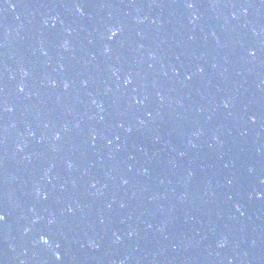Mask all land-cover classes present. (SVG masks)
I'll list each match as a JSON object with an SVG mask.
<instances>
[{
  "label": "water",
  "instance_id": "1",
  "mask_svg": "<svg viewBox=\"0 0 264 264\" xmlns=\"http://www.w3.org/2000/svg\"><path fill=\"white\" fill-rule=\"evenodd\" d=\"M0 213V264H264V0H0Z\"/></svg>",
  "mask_w": 264,
  "mask_h": 264
},
{
  "label": "snow or ice",
  "instance_id": "2",
  "mask_svg": "<svg viewBox=\"0 0 264 264\" xmlns=\"http://www.w3.org/2000/svg\"><path fill=\"white\" fill-rule=\"evenodd\" d=\"M192 5L191 4H189V7H191ZM113 35H115V33H113ZM253 119H255V117H253ZM125 183H127V181H125ZM5 219V217H4V215L2 214V213H0V220H4ZM45 242H47V240H44ZM58 257H59V253H58V255H57Z\"/></svg>",
  "mask_w": 264,
  "mask_h": 264
},
{
  "label": "clouds",
  "instance_id": "3",
  "mask_svg": "<svg viewBox=\"0 0 264 264\" xmlns=\"http://www.w3.org/2000/svg\"><path fill=\"white\" fill-rule=\"evenodd\" d=\"M42 239H43V240H46V237H42ZM57 255H58V253H57Z\"/></svg>",
  "mask_w": 264,
  "mask_h": 264
}]
</instances>
